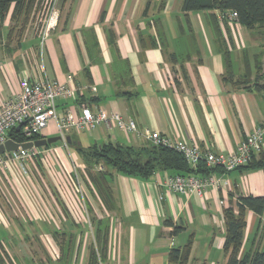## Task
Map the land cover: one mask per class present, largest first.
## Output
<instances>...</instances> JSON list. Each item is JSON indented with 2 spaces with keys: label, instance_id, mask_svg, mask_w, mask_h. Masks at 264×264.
Listing matches in <instances>:
<instances>
[{
  "label": "crops",
  "instance_id": "1",
  "mask_svg": "<svg viewBox=\"0 0 264 264\" xmlns=\"http://www.w3.org/2000/svg\"><path fill=\"white\" fill-rule=\"evenodd\" d=\"M182 3L59 0L58 24L42 44L38 31L42 9L34 3L27 16L23 12L14 19L12 3L0 21V102L20 91L24 77L69 80L80 90L74 98L57 100L60 111L77 115L81 104H88L107 116L119 112L135 120L139 129L193 142L202 150L235 151L249 132L264 124V94L223 81L224 49L237 61L239 75L245 71L242 52L248 50V42L234 19L215 21L210 10L186 15ZM254 53L247 52L250 60ZM41 135H58L55 122L50 121ZM67 135L66 145L60 140L40 147L26 160L46 192L44 200L59 217V226L41 216L33 218L32 207L18 193L11 194L0 178V264H59L60 246L52 239L55 230L75 234L68 264H86L90 241L81 239L82 208L69 178L70 158L79 162L77 146L149 143L111 122ZM254 156L256 160L258 152ZM8 168L4 175L10 185L12 179L27 183L17 163ZM211 169L220 184L201 195L168 191L163 181L176 174L170 169H157L147 177L113 171L107 206L97 193L87 196L91 212L108 221L104 264H176L168 260L169 251L188 241L187 264H225L223 210L235 209L239 196H264V168ZM69 185L73 194L68 193ZM41 200L34 203L46 217L49 210ZM21 208L26 218L21 217ZM245 218L242 252L253 238L254 245L264 244V211L260 215L246 211ZM30 227L52 238L28 240ZM20 233L28 237L25 246L18 243ZM39 249L45 250L44 256Z\"/></svg>",
  "mask_w": 264,
  "mask_h": 264
},
{
  "label": "trees",
  "instance_id": "2",
  "mask_svg": "<svg viewBox=\"0 0 264 264\" xmlns=\"http://www.w3.org/2000/svg\"><path fill=\"white\" fill-rule=\"evenodd\" d=\"M14 4L11 17L17 18L21 13L28 15L34 3L43 8L44 0H0V21L3 20L9 6ZM213 12L215 21H227L229 12L234 11L235 22L252 34L264 36V0H183L182 11L187 15L189 12L206 11ZM214 11H217L215 13ZM219 19V20H218ZM1 25V22H0ZM218 31V28L216 26ZM246 51V50H245ZM264 50L255 52L252 61L245 57L244 73L236 77L233 70V59L229 50L224 49V74L223 81L234 86H244L247 89L264 94V72L262 71L260 58ZM253 64V65H252ZM254 79H250L252 74ZM9 135L16 141H23L20 131L15 128L9 131ZM42 135H34L37 139ZM54 144V143H52ZM48 144L42 147H47ZM71 144V143H70ZM255 153V152H254ZM251 154L248 162L240 168H264V152L258 151L257 159ZM79 159L86 165V174L89 177V186L99 195L100 199L107 206V199L112 200L111 188L108 183L110 174L120 172L128 175L147 177L157 169H170L180 174H211L212 169L199 163L196 169H190L184 157L172 148L155 146L150 142L140 146L124 145L119 143L105 142L93 144L87 148L77 146ZM101 166L104 169L99 172H91V166ZM219 168L218 166L215 167ZM223 170V169H222ZM233 206L223 210L225 235L223 241V251L227 256L225 264H264V244L254 245L253 238L249 248L242 252L244 230L246 227V211H252L258 215L264 211V196H239ZM170 223V222H168ZM93 229L92 239L89 243L86 264H99L106 260V244L109 236V225L107 220L92 218ZM59 234V235H58ZM53 238L60 246L59 264H68L71 257V242L75 234L65 231L55 230L52 232ZM191 242L184 246L172 248L168 254V260L176 264H187L190 253ZM2 263V262H1Z\"/></svg>",
  "mask_w": 264,
  "mask_h": 264
},
{
  "label": "built area",
  "instance_id": "3",
  "mask_svg": "<svg viewBox=\"0 0 264 264\" xmlns=\"http://www.w3.org/2000/svg\"><path fill=\"white\" fill-rule=\"evenodd\" d=\"M234 19L236 13L231 11L227 15ZM60 18L59 0H44L42 16L39 25V38L41 44L56 28ZM71 80V76L68 77ZM80 88L73 86L70 81H59L48 77L29 80L24 77L21 89L13 97L0 102V144L7 139L15 142L33 141L34 135L41 132L54 121L58 135L64 145L66 135L72 131L94 130L103 123L111 122L118 129L131 131L155 146L172 148L179 152L186 160L188 166L197 169L198 164L204 162L208 168L220 167L224 171H231L246 164L252 153L263 149L264 124L257 125L238 144L236 150L227 154L202 150L193 142L173 140L159 132L139 129L135 120L125 119L119 112L113 111L108 116L101 110L92 109L88 104H81L79 113L74 115L71 111H60L57 100L74 98ZM19 126L23 141H16L9 131ZM17 130V129H16ZM40 147H30L7 151L0 155V168L9 169V164L17 163L23 167L26 160L36 156ZM101 169V166H99ZM26 173V171H23ZM220 177L214 174H172L165 177L163 184L173 193L201 195L207 187L220 184Z\"/></svg>",
  "mask_w": 264,
  "mask_h": 264
},
{
  "label": "rangeland",
  "instance_id": "4",
  "mask_svg": "<svg viewBox=\"0 0 264 264\" xmlns=\"http://www.w3.org/2000/svg\"><path fill=\"white\" fill-rule=\"evenodd\" d=\"M242 32L244 34V38L246 40V42H248V50L242 53H245V56L247 57V52H249L250 54L254 53V52H259L262 50H264V36H261L259 34H252L249 31H246L243 27H242ZM264 53V52H263ZM252 61V58H251ZM261 61V66H262V71H260L261 73L264 72V54L263 56L260 58ZM253 65V64H252ZM233 70L235 73L238 72L239 70V66L238 63L235 59H233ZM256 72L254 74L251 75L250 79H254ZM241 75V74H239ZM239 75H236V77H238ZM75 159H71L69 160V167L68 168V172H69V178L71 179V184L73 187V190L76 191V194L78 196L79 199V203L81 205L82 208V215L80 214V220L82 223H80V230H82L83 232V236L81 239H83L84 241H91L92 239V232L91 230L93 229L92 225V218L95 219H101V220H105V218H103L101 215H98L100 217H97L95 215L94 212H91V210L88 207V200H87V196H94L96 195V192L94 191V189H92L89 186V177L86 174V165L79 159V162ZM80 164V165H79ZM19 169H20V173H22V175L27 179V183H24L22 180H11L12 184L10 185L7 178H5V176L7 175V171L6 169L1 170L0 169V178L2 179L1 181L4 183L5 187H7L8 191L11 194L14 193H18L19 196L22 197L23 200H25L26 204H28V206L30 205V208L32 207L33 210V218H40V216L46 220L49 221L53 224H55L56 226H59L60 224V220L59 217L55 214L54 209L50 206L49 203H47L46 200H44V197L46 194L45 190L43 189V186L41 184H39V181L36 179V177L34 176V174H32L33 172L30 171L31 169H29L27 162L24 163L23 167H20L18 165ZM26 171V173H24L23 171ZM91 172L95 173V172H99L102 171L104 169H100L98 165L96 166H91L90 167ZM6 173V175H4ZM19 175V174H18ZM20 177V176H19ZM8 178L11 179L10 176H8ZM14 185V186H13ZM13 186V188H12ZM68 189V193L73 194L72 192V188L69 186H67ZM14 190V191H13ZM41 200V202H43L44 204H46L47 209L49 210L48 213L49 215H47L46 217H44L42 215V211H37L36 207V203H34L35 199L37 200ZM95 198V197H94ZM42 205V203H41ZM43 207V206H42ZM38 208V207H37ZM22 212V218H26L25 217V213L23 211V209L21 208ZM35 211V212H34ZM32 232L29 233L30 239L28 237H25L23 235V233L18 234V243L20 245H24L25 243H27V239L28 240H32V241H36V240H41V241H47L46 238H52V236H50L48 234V236H46L45 234H40L39 232H34L33 228L30 227L29 228ZM34 234H36L34 236ZM59 235V234H58ZM53 240H55V238H52ZM51 239V240H52ZM50 240V239H48ZM39 251L41 254H43L44 256V251L42 249L37 250ZM16 253H19L20 251L18 249L15 250ZM43 252V253H42ZM105 262H103L102 264H104ZM101 264V263H99Z\"/></svg>",
  "mask_w": 264,
  "mask_h": 264
},
{
  "label": "water",
  "instance_id": "5",
  "mask_svg": "<svg viewBox=\"0 0 264 264\" xmlns=\"http://www.w3.org/2000/svg\"><path fill=\"white\" fill-rule=\"evenodd\" d=\"M16 129L18 130L19 126H17ZM65 139H66V142L68 143L70 141L69 135H66ZM60 140H61V137L59 135L40 137V138L34 139L33 141L20 142V143L15 142L12 139H7L4 143L0 144V155L7 151L16 150L18 147H21L22 149H27L32 146L42 147L48 144L55 143Z\"/></svg>",
  "mask_w": 264,
  "mask_h": 264
}]
</instances>
